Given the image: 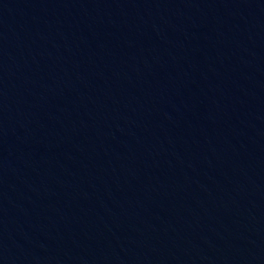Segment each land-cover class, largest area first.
I'll return each mask as SVG.
<instances>
[{"label":"water","instance_id":"95a60500","mask_svg":"<svg viewBox=\"0 0 264 264\" xmlns=\"http://www.w3.org/2000/svg\"><path fill=\"white\" fill-rule=\"evenodd\" d=\"M0 264H264V0H0Z\"/></svg>","mask_w":264,"mask_h":264}]
</instances>
